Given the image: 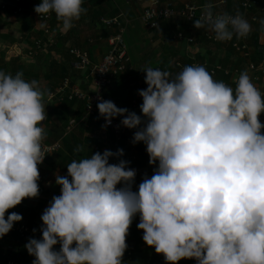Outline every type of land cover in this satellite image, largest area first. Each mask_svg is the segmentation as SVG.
<instances>
[{
  "label": "clouds",
  "instance_id": "obj_1",
  "mask_svg": "<svg viewBox=\"0 0 264 264\" xmlns=\"http://www.w3.org/2000/svg\"><path fill=\"white\" fill-rule=\"evenodd\" d=\"M82 4L41 0L34 11L54 12L66 31L87 11ZM212 9L211 2L204 5L195 28L207 24L219 41L252 31L241 14L214 15ZM260 24L264 28V19ZM142 71L147 84L139 90L142 116L102 97L97 108L106 125L122 117L123 126L137 129L132 142H144L149 163L158 161V167L134 191L136 170L129 162L109 163L123 149L73 159L67 176H56L61 194L43 211L42 238L25 245L35 257L32 264H123L137 213L143 241L169 264L193 258L197 264H264L261 91L247 71L235 89L202 65H186L174 77L151 67ZM46 96L51 101L38 81L0 70V237L23 219L16 212L5 218L7 210L39 195ZM73 151L82 153L84 145Z\"/></svg>",
  "mask_w": 264,
  "mask_h": 264
},
{
  "label": "crops",
  "instance_id": "obj_2",
  "mask_svg": "<svg viewBox=\"0 0 264 264\" xmlns=\"http://www.w3.org/2000/svg\"><path fill=\"white\" fill-rule=\"evenodd\" d=\"M89 1L83 0L82 7L87 11L80 19L74 21L71 29L65 31L56 17L50 21L40 19L34 8L41 0H0V70L13 75L22 72L26 81H38L40 87L47 92L54 91L66 77H70L74 84L86 91L94 89L95 69L110 49L109 37L113 29H109L110 32L108 29L104 30L103 26L90 22ZM215 1L174 0L177 7H181L185 2L202 6L211 2L212 11L225 9L232 13L238 9L236 4L241 2L229 0V4L224 7L214 5ZM113 2L123 15L125 40L130 58L128 71L116 75L106 88L107 96L117 107L127 108L142 116L140 105L143 101L139 90L147 88L146 73L142 71L145 67L170 73L176 70L178 74L187 65L186 61L191 65L190 56L195 54L199 60H207L211 65L213 62L221 64L229 74L220 70L213 78L228 82V86H233L234 89L237 81L236 71L238 73L247 71L248 60H245L242 54L234 52L231 40L214 42L205 37L207 32L215 34L209 27L198 29L194 27V22L171 18L161 20L158 27L149 29L142 22V13L151 0ZM4 3L9 5L3 8ZM14 4L22 6L23 11L15 13ZM179 30L183 31L185 36L196 38L194 45H189L186 39L176 38ZM261 38L263 41L264 36ZM233 39H236L235 35ZM38 40L42 41L41 46L37 44ZM73 47L88 52L90 64L85 69L77 67L76 57L70 51ZM250 47L253 52L254 45L251 42ZM176 60L182 62V68L174 63ZM44 103L46 105V119L42 122L46 134L44 141L59 140L62 145L59 150L48 156L39 169V195L23 199L20 204L7 210L5 216L16 212L22 215V220L41 228L43 211L49 206L53 196L61 194V186L55 183L56 176H67V164L73 159L90 157L91 153L97 151L103 153L104 150H111L115 153L118 149H123V155L110 157L109 163H118L120 160L129 162L127 167L136 170L134 191H138V185L145 175L150 178L154 174L158 161L156 164H150L144 142H132L135 131L124 132L117 141L116 135L102 125L99 114H86L85 102L81 100L67 103L52 102L46 96ZM259 120L264 124V112L260 114ZM261 132L264 134V129H261ZM79 145H84V151L75 154L73 150ZM121 186L117 185L118 188ZM134 221L135 216L127 237L137 246L136 264H169L163 254L156 253L153 246H148L143 241V230L136 231ZM12 242H15V238L8 233L0 237L1 261L6 260L11 251L16 249L11 245ZM25 245L21 252L23 257L28 258L29 253ZM34 259L35 257L31 255V262ZM186 263L187 259L177 262Z\"/></svg>",
  "mask_w": 264,
  "mask_h": 264
},
{
  "label": "built area",
  "instance_id": "obj_3",
  "mask_svg": "<svg viewBox=\"0 0 264 264\" xmlns=\"http://www.w3.org/2000/svg\"><path fill=\"white\" fill-rule=\"evenodd\" d=\"M128 1H136V0H128ZM139 2H144L145 0H137ZM229 4V0H216L214 5H220L226 7ZM7 3H4L3 8L7 7ZM242 11L241 12H228L224 10L213 11V14L224 13L227 12L230 15L235 16L237 13L241 14L248 22L253 26V24L259 22L260 15L264 14V2L263 0H241L240 2ZM15 13L22 12L23 7L14 4ZM204 6L185 2L181 7H177L174 0H166L163 2L162 0H151L149 4L144 7L142 13V22L143 24L149 28L154 29L158 27L159 22L164 19L171 18H180L182 20L194 22L195 19H199L202 17ZM257 10L253 12V9ZM56 17L54 12H49L48 14H44L40 16L42 21H50ZM123 15L119 14L113 17H103L101 22L113 29V33L109 37L110 49L108 53L104 56L102 61L97 65L95 69V80H94V89L91 91H86L80 88L78 85L74 84L70 77L64 78L62 83H60L56 89L51 93L52 99L51 101H64L66 98L69 99H78L85 102L86 114L87 115H96L99 114V110L97 108L98 102H100V98L103 100H110L114 102L111 98L106 96L105 90L110 85L112 79L120 74L125 72L128 69L129 64V54H128V46L125 40V26L122 20ZM209 27L207 24L205 25ZM250 34V33H249ZM205 37L209 40L217 42L218 40L215 38V34L212 32H207ZM176 38L178 39H186L189 45H194L196 42V38L193 36H185L184 32L179 30L176 33ZM241 42L231 39L233 48L239 54H242L244 57H248L247 61V72L252 79V82L255 86L261 91L262 96H264V58L257 64L254 61L249 59L251 54L250 40L249 35L245 38H241ZM37 44L39 46L42 45V41L38 40ZM71 53L76 57L77 67L81 69H85L90 64V57L87 51L82 50L77 47H73L70 49ZM191 65H202L208 70L212 75L216 74L218 71L223 70L224 73L229 74L227 70L221 64H213L211 65L207 60H199L195 54L190 56ZM174 63L182 68V62L180 60L174 61ZM210 68V69H209ZM172 76L174 77L177 74V71H172ZM237 80L240 75L238 71H236ZM225 84L228 82H224ZM234 89L233 86H230ZM115 103V102H114ZM100 116V114H99ZM102 125L111 130L115 135L117 141L120 139L124 132L136 131L137 129H129L123 126L120 121V117H116L112 119L110 125H106V122L102 116H100ZM44 151L46 156L42 163L38 165V169H40L45 163L46 159L50 154L57 151L61 147V141H53V142H45L43 141ZM48 184V183H47ZM137 224L140 222L139 213L136 215ZM7 218V216H5ZM35 230V231H34ZM12 232H17L21 234L23 237L27 238H42L41 228L30 225L28 222L21 220L18 222H14ZM57 245H54V249L58 250ZM134 246H130L128 249V255H132L134 251ZM192 262V264H197L195 258L187 259ZM0 264H20L15 259H7L5 261L0 260Z\"/></svg>",
  "mask_w": 264,
  "mask_h": 264
},
{
  "label": "trees",
  "instance_id": "obj_4",
  "mask_svg": "<svg viewBox=\"0 0 264 264\" xmlns=\"http://www.w3.org/2000/svg\"><path fill=\"white\" fill-rule=\"evenodd\" d=\"M89 5H90V8H91V12L88 11L89 12L88 16L90 18V22L93 23V24H96V25L103 26L102 28L104 30L112 29V28H109V27L105 26L101 22V19L103 17H113V16L121 14L120 8H118V6H116L114 4L113 0H90L89 1ZM236 5L238 6V9L236 11H234V13L241 12L242 8H241L240 3L236 4ZM86 6H88V5L86 4ZM256 10L257 9L254 8L253 12H255ZM262 19H264V16L260 15V20H262ZM260 20H259V22L253 24L252 31L249 34V40L254 45L253 52L251 51V54H250L251 58L249 56V59L254 61L257 64L262 60V58H264V39H263V41L261 40L262 39L261 37L264 36V28H262V26L260 24ZM112 33H113V31H112ZM234 40L241 42L242 39L236 37V39H234ZM233 50H234V52L236 54H239L237 51H235L234 48H233ZM245 60H248V57H245ZM187 62L188 61H186V64L190 65V62H188L189 64ZM213 64H214V62H213ZM168 67H170V66H168ZM206 69L208 70V68H206ZM127 71H128V69H127ZM105 94H106V92H105ZM106 96H107V94H106ZM76 100H78V99L66 98L64 101H62V103L73 102V101H76ZM134 229L136 231L141 230V229H138V227H137L136 216H135V221H134ZM8 234L15 238V242H12V244L11 243L10 244L13 245L14 247H16V249L11 251V253L8 255L9 257L7 259H15L20 264H32L31 255L28 254V258L27 257L25 258V257H23V253L21 252V250L23 249L24 245L28 243L30 238L23 237L21 234H19L17 232H12V231H9ZM131 240L128 237H126V243H127L128 247L126 248V250L124 252V255L122 257L123 264H129V263L130 264H136V260L135 259L138 256V253H137L138 249H137L136 245H134L132 242H130ZM132 245L135 248H134V251H133L132 255L130 256V255H128V249ZM57 248H58V250L60 249V244L59 243H58ZM27 259H29V260H27ZM188 263L192 264V262H190V261H188ZM188 263H186V264H188Z\"/></svg>",
  "mask_w": 264,
  "mask_h": 264
},
{
  "label": "rangeland",
  "instance_id": "obj_5",
  "mask_svg": "<svg viewBox=\"0 0 264 264\" xmlns=\"http://www.w3.org/2000/svg\"><path fill=\"white\" fill-rule=\"evenodd\" d=\"M210 71V70H209ZM105 92H106V90H105ZM131 261V260H130Z\"/></svg>",
  "mask_w": 264,
  "mask_h": 264
}]
</instances>
